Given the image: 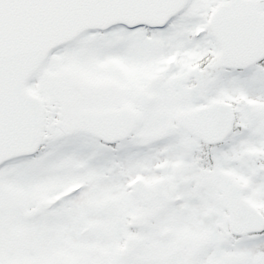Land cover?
Listing matches in <instances>:
<instances>
[{"label":"snow or ice","instance_id":"6c2138e0","mask_svg":"<svg viewBox=\"0 0 264 264\" xmlns=\"http://www.w3.org/2000/svg\"><path fill=\"white\" fill-rule=\"evenodd\" d=\"M0 264H264V0H0Z\"/></svg>","mask_w":264,"mask_h":264}]
</instances>
